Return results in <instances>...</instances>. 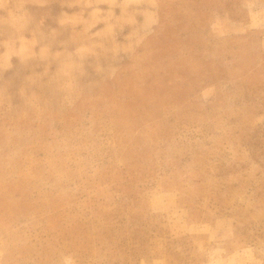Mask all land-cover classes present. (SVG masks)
<instances>
[{"label": "rangeland", "instance_id": "374dc122", "mask_svg": "<svg viewBox=\"0 0 264 264\" xmlns=\"http://www.w3.org/2000/svg\"><path fill=\"white\" fill-rule=\"evenodd\" d=\"M0 264H264V0H0Z\"/></svg>", "mask_w": 264, "mask_h": 264}]
</instances>
